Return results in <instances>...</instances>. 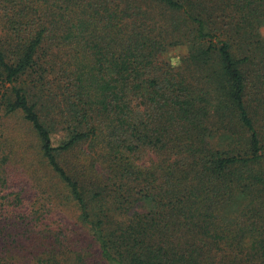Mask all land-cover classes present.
Wrapping results in <instances>:
<instances>
[{
  "label": "trees",
  "instance_id": "trees-1",
  "mask_svg": "<svg viewBox=\"0 0 264 264\" xmlns=\"http://www.w3.org/2000/svg\"><path fill=\"white\" fill-rule=\"evenodd\" d=\"M263 25L264 0H0V264H264ZM36 152L87 245L23 207Z\"/></svg>",
  "mask_w": 264,
  "mask_h": 264
},
{
  "label": "rangeland",
  "instance_id": "rangeland-1",
  "mask_svg": "<svg viewBox=\"0 0 264 264\" xmlns=\"http://www.w3.org/2000/svg\"><path fill=\"white\" fill-rule=\"evenodd\" d=\"M261 33L264 36V25L261 27ZM185 52V46H178L166 53V58L171 60L173 64H178ZM18 122L19 116H15L5 122L9 136L17 137L21 135L19 129L16 127ZM58 138V136H54L55 140ZM32 161L34 172L31 178H29L30 185L22 194L23 207L25 206L26 210H32L44 204L41 210L46 212L44 213L43 220H40L41 222L45 221V223L51 224L52 228H56L57 230L63 228L65 235L69 238V242L75 246H81L84 241L87 245L86 239L88 233L79 223L77 207L67 198L64 188L50 172V169L39 156L38 152H36V156L35 154L32 156ZM36 201L39 204H35Z\"/></svg>",
  "mask_w": 264,
  "mask_h": 264
}]
</instances>
